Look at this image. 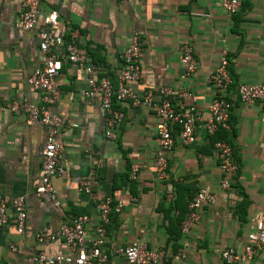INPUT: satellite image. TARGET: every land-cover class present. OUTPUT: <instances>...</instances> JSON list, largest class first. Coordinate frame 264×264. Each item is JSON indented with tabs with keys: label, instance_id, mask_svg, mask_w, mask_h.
Listing matches in <instances>:
<instances>
[{
	"label": "crops",
	"instance_id": "1",
	"mask_svg": "<svg viewBox=\"0 0 264 264\" xmlns=\"http://www.w3.org/2000/svg\"><path fill=\"white\" fill-rule=\"evenodd\" d=\"M221 1L40 0L38 23L55 10L66 38L76 40L114 88L123 50L138 40L144 42L138 62L141 77L130 84L138 96L158 86L185 89L192 96L174 99L173 108L188 107L202 114L216 95L229 101L233 134L228 140L237 164L230 189L221 190L214 135L196 127L194 142L188 146L174 132L167 177L157 179L154 109L115 101L113 107L123 119L115 139L107 138L99 97L80 94L86 89L83 71L66 62L59 51V99L51 111L62 122L55 140L64 173L53 179L59 202L55 206L47 195L36 194L46 128L6 108L10 101L40 103V93L28 86L26 78L42 65L45 54L39 50L37 28L16 27L20 0H0V195L24 196L26 207L22 233L16 231L13 213L0 226V264H29L37 252L70 255L62 240L38 243L35 235L55 232L74 215H89L95 221L96 204L105 197L113 204L103 245L106 264H130L120 249L134 243L157 253V260L146 264H225L220 258L224 248L243 252L246 236L254 230L252 217L264 203V105L242 103L236 89L239 84L264 85V0H239L241 6L231 16ZM183 44L191 47L197 62L186 79L180 78ZM222 51L227 53L232 82L227 90L216 92L210 75ZM134 166L138 175L131 181ZM83 179L90 181L91 195L80 189ZM199 188L214 193V203L202 205L198 221L187 233L171 236L168 228L184 214ZM117 204H121L118 210ZM87 231L90 237L92 225ZM240 264H264V249Z\"/></svg>",
	"mask_w": 264,
	"mask_h": 264
},
{
	"label": "built area",
	"instance_id": "2",
	"mask_svg": "<svg viewBox=\"0 0 264 264\" xmlns=\"http://www.w3.org/2000/svg\"><path fill=\"white\" fill-rule=\"evenodd\" d=\"M221 8L228 15L236 14L241 6L239 0H222ZM21 11L18 15L16 27L23 31H33L37 28L36 36L39 41V50L45 54L43 63L35 68L26 78L30 88L40 93V103L10 101L6 104L7 110L15 115L23 114L29 120L39 121L46 128L44 145L41 149L40 183L36 194H45L55 206L59 205L53 179L64 173L58 158L59 145L55 138L62 126L60 118L51 111V107L59 99L56 79L61 68L62 58L82 69L86 89L80 91L83 97L100 99L101 109L105 116V136L115 139L117 126L123 119V113L113 107L116 102L130 101L135 106L153 108L158 120L155 131L158 138L157 150L154 156L156 178L162 180L167 177V156L174 145V129L182 145L188 146L194 142V129L201 127L208 136L214 135L219 129L230 130L229 115L231 105L222 96H215L207 107V113L202 114L192 108L183 107L174 109V99L191 97L185 89L158 86L147 90L143 96H138L130 89V84L141 77L139 58L143 49V41H134L123 50L121 67L117 70V87L114 88L110 79L100 75V68L96 66L89 55L82 52L75 39H67L65 29L61 25L55 10L47 12L40 19V0H20ZM39 26V28H38ZM179 61L182 66L181 79L188 78L196 68V60L189 45L180 47ZM228 72L227 53L222 51L210 83L216 92H223L231 84ZM242 103L260 102L264 105L263 84H239L236 89ZM218 167L221 173L219 188L228 190L231 181L236 175L237 164L233 158L231 146L226 141H215L212 144ZM137 167H132L129 179L136 181ZM80 189L91 195V184L88 179L80 180ZM216 195L205 188H199L187 204V213L181 222L180 230L187 233L192 224L199 219V209L204 204H213ZM121 204H117L118 210ZM113 209L110 197H105L96 204V219L89 215L71 216L68 223L62 224L55 232L39 231L35 235L38 243L62 240L69 248L70 255H46L37 252L29 257V264H106L107 255L103 251L106 239V228L109 225V215ZM13 213L16 222V231L23 232L26 207L25 197L18 196L12 199L0 195V226L6 225L10 214ZM254 230L246 236L242 253L233 248H224L220 258L225 264H240L253 259L256 253L264 249V203L262 208L252 217ZM92 225L93 232L87 235V226ZM120 253L130 264H146L155 262L156 252L151 251L145 244L134 243L120 249Z\"/></svg>",
	"mask_w": 264,
	"mask_h": 264
},
{
	"label": "trees",
	"instance_id": "3",
	"mask_svg": "<svg viewBox=\"0 0 264 264\" xmlns=\"http://www.w3.org/2000/svg\"><path fill=\"white\" fill-rule=\"evenodd\" d=\"M67 39H70V38H67ZM114 102H115V100H113V103ZM174 130H175L174 132H177L176 129H174ZM229 133L233 134V127L231 126V124H230V130L229 131L219 129L214 134L212 141L215 142V141L221 140V141H226L229 144V140H228ZM173 135H174V133H173ZM191 198H190V200H191ZM186 213H187V208H186V211L184 212V214L182 213L183 215L181 214V216H179L178 218L175 219V224H171L170 228H168V232L171 236L176 237V236H178L179 233H182L180 230V225H181V222L183 221V219L185 218ZM169 223H171V221H169Z\"/></svg>",
	"mask_w": 264,
	"mask_h": 264
}]
</instances>
